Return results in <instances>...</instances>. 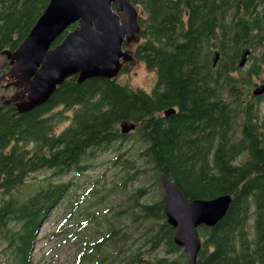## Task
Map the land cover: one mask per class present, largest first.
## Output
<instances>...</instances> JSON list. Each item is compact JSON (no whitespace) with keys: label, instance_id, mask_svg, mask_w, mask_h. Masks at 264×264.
<instances>
[{"label":"trees","instance_id":"obj_1","mask_svg":"<svg viewBox=\"0 0 264 264\" xmlns=\"http://www.w3.org/2000/svg\"><path fill=\"white\" fill-rule=\"evenodd\" d=\"M49 2L0 0V57L19 47ZM130 2L140 26L134 57L156 74L150 91L116 78L78 84L72 76L31 112L18 113L14 104L0 109V264L31 263L41 223L72 186L53 178L79 175L92 150L120 145L133 135L140 143L136 173L150 171L153 185L161 187L165 176L189 201L231 196L222 221L198 228L202 246L196 264H264V127L258 109L263 96L253 95L257 81L264 83V0ZM246 49L248 65L241 68ZM215 52L219 59L213 65ZM8 63L0 66V76ZM128 72V66L121 70ZM3 83L0 94L18 90L3 89ZM123 121L136 125L133 133L121 134ZM120 160L114 164L121 170L134 168ZM43 170L52 172L50 179L28 183L31 174ZM146 192L136 189L121 216L136 225L143 221V245L150 252L162 248L165 256L147 259L139 247L121 264H188L174 244L163 193L154 203H140ZM121 232L109 223L107 240L124 242L128 236ZM101 244L92 251L99 252Z\"/></svg>","mask_w":264,"mask_h":264},{"label":"water","instance_id":"obj_2","mask_svg":"<svg viewBox=\"0 0 264 264\" xmlns=\"http://www.w3.org/2000/svg\"><path fill=\"white\" fill-rule=\"evenodd\" d=\"M61 41L54 42L71 25ZM140 37L138 12L130 0H50L28 36L14 52H6L9 70L0 76V84L16 87L9 97L0 98V109L14 104L25 114L48 103L57 87L77 76L81 84L89 79L112 80L118 77L123 64L137 61L123 46L137 43ZM250 50L242 52L239 67H244ZM219 53L212 56V64ZM264 95V83L253 91ZM175 111H168L167 115ZM130 121L120 123V132L135 130ZM164 191V214L174 229L173 241L188 264H196L202 241L198 228L215 227L226 216L232 199L221 195L210 200H186L176 185L160 177Z\"/></svg>","mask_w":264,"mask_h":264},{"label":"rangeland","instance_id":"obj_3","mask_svg":"<svg viewBox=\"0 0 264 264\" xmlns=\"http://www.w3.org/2000/svg\"><path fill=\"white\" fill-rule=\"evenodd\" d=\"M131 51L134 52V46ZM5 61L6 57L1 56L0 66ZM247 65L248 62L245 66ZM128 67L129 72L127 74L120 72L116 78L117 81L132 89L140 88L150 91L156 79L155 72L146 70L139 62H133ZM260 76L264 78V68ZM3 84L4 89L6 84ZM257 84L260 85L262 82L258 80ZM4 92L5 90L1 92L0 98H4ZM10 95H12L11 91L8 90L5 97ZM258 109L260 123L264 127V96ZM139 152L140 143L133 135L120 145L114 144L105 150H92L85 158L84 165L87 169L79 175L71 172L53 178L55 182L71 181L72 186L67 190L61 203L55 206L48 218L41 223L30 264H95L98 260L101 264H121L123 259H127L139 247L142 256L147 259L165 256L162 248L150 252L149 246L143 245L144 238H141L144 232L143 221L137 222V225L141 226L134 230L137 225L133 224L128 215L121 216V212L129 204L128 198L140 187L146 188L147 191L139 198L140 203H154L159 200L162 193L164 197L162 187L153 185L150 171L136 173L137 165L136 163L134 165V162ZM118 156L121 162L127 160L134 165V168L121 170L119 165L114 164ZM240 160L241 158L237 160V163ZM51 173V171L43 170L31 174L28 183L38 184L39 181L50 179ZM126 176L132 179H125ZM29 187H25L23 192L28 193L31 188ZM133 212L135 213L134 208L131 210V213ZM109 223L114 224L116 228H121V233H126L128 238L124 242L116 243V238L115 241L107 240ZM95 243H102L100 251L96 253L91 248ZM84 253L85 259H83ZM93 255L98 257L93 259Z\"/></svg>","mask_w":264,"mask_h":264},{"label":"flooded vegetation","instance_id":"obj_4","mask_svg":"<svg viewBox=\"0 0 264 264\" xmlns=\"http://www.w3.org/2000/svg\"><path fill=\"white\" fill-rule=\"evenodd\" d=\"M75 25H76V24H75ZM76 26H77V25H76ZM76 26H75V27H76ZM72 30H73V29H72ZM132 46H133V44H131V45H127V46H123V47H124L123 50H124V51H127V50H128V51H130L131 54L134 55V53H132L133 51H131ZM135 62H138V61H135ZM131 64H132V62H126V63L123 64V67H124V66H130ZM123 67H122V68H123ZM76 77H77V76H76ZM263 96H264V95H263ZM173 114H175V113H173ZM173 114H170V115H173ZM132 133H133V132H132ZM163 200H164V197H163Z\"/></svg>","mask_w":264,"mask_h":264}]
</instances>
